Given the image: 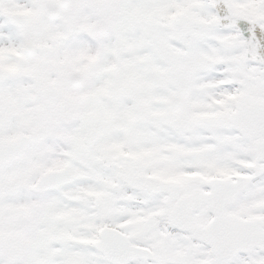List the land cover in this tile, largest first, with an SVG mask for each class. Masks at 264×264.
<instances>
[{
  "label": "snow or ice",
  "instance_id": "obj_1",
  "mask_svg": "<svg viewBox=\"0 0 264 264\" xmlns=\"http://www.w3.org/2000/svg\"><path fill=\"white\" fill-rule=\"evenodd\" d=\"M0 264H264V0H0Z\"/></svg>",
  "mask_w": 264,
  "mask_h": 264
}]
</instances>
